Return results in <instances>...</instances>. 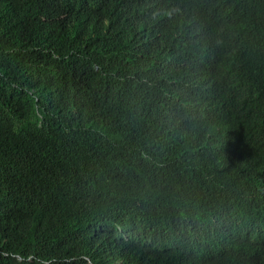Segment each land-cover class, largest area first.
Listing matches in <instances>:
<instances>
[{
    "label": "clouds",
    "instance_id": "obj_1",
    "mask_svg": "<svg viewBox=\"0 0 264 264\" xmlns=\"http://www.w3.org/2000/svg\"><path fill=\"white\" fill-rule=\"evenodd\" d=\"M247 1L264 24V0ZM23 2L31 15L55 21L54 34L64 47L53 59L61 68L76 73L92 68L96 53L113 58L148 55L132 78L143 86L122 102L101 106L112 123L121 122L134 134L127 143L130 162L144 163L159 175L158 159L150 158V152L169 140L189 148L193 161L206 160L202 176L194 180L208 178L217 192L237 194L232 200L218 196L213 209L198 212L203 203L192 217L167 227L165 236L149 238L123 231L125 218L104 212L101 197L91 207L75 205L87 222L71 246L80 249L86 264H139L147 254L159 264H264V134L254 116L264 85V67L257 60L264 50L252 46L248 27L244 33L239 29L235 0ZM213 24L222 30L217 32ZM144 65L154 74L151 83L143 77ZM18 176L15 169L4 173L3 186ZM179 178V195L187 193L186 208L197 206L194 180L186 173ZM148 181L149 176H138L137 188L149 191L152 200ZM142 208L148 212L149 206ZM44 230L51 240L55 228ZM16 258L53 264L46 256Z\"/></svg>",
    "mask_w": 264,
    "mask_h": 264
},
{
    "label": "trees",
    "instance_id": "obj_2",
    "mask_svg": "<svg viewBox=\"0 0 264 264\" xmlns=\"http://www.w3.org/2000/svg\"><path fill=\"white\" fill-rule=\"evenodd\" d=\"M235 2L239 29L244 33L248 27L252 46L264 50V24L247 0ZM27 10L23 0H0V264H27L16 257L29 255L50 257L53 264H86L80 249L71 246L87 222L75 205L91 207L98 197L104 212L125 218L123 231L149 238L165 236L167 227L192 217L203 203L198 212L213 209L218 196H237L217 192L211 179L194 180L202 176L206 160L193 161L189 148L169 140L150 152V158L158 159L159 175L144 163L130 162L127 143L134 134L123 123H112L101 106L122 102L143 86L132 78L148 55L96 53L92 68L78 73L61 68L53 59L64 47L54 34L55 21ZM257 63L264 67V55ZM142 69L151 83L150 67ZM183 78L180 74L178 79ZM255 102L254 116L264 134V85ZM13 169L19 171L18 179L3 186L4 173ZM182 173L194 180L198 198L189 209L187 193L179 195ZM141 175L152 180L146 182L152 200L149 191L137 188ZM142 206H149L148 212ZM51 228L55 234L49 240L44 229ZM139 264L159 261L147 254Z\"/></svg>",
    "mask_w": 264,
    "mask_h": 264
}]
</instances>
